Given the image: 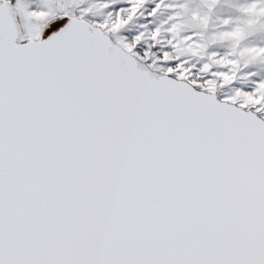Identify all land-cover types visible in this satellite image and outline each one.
<instances>
[{"label":"snow or ice","instance_id":"obj_1","mask_svg":"<svg viewBox=\"0 0 264 264\" xmlns=\"http://www.w3.org/2000/svg\"><path fill=\"white\" fill-rule=\"evenodd\" d=\"M117 2L43 39L51 10L0 0V264H264V80L218 95L264 46L238 47L241 26L182 35L187 5L166 0L148 15L179 11L113 40L145 4ZM241 11L251 28L264 0Z\"/></svg>","mask_w":264,"mask_h":264},{"label":"rangeland","instance_id":"obj_2","mask_svg":"<svg viewBox=\"0 0 264 264\" xmlns=\"http://www.w3.org/2000/svg\"><path fill=\"white\" fill-rule=\"evenodd\" d=\"M10 2L12 5H15L16 0H10ZM22 2L28 9L51 10L54 13V15L49 16L46 21L39 22L41 24V36L43 38L48 33L47 27L51 22L59 18L67 20L66 16L62 17L63 12H69L79 16L81 9L88 7L91 0H22ZM155 2L156 0H145V4L140 10V13L121 30V33L110 35V38L114 40L116 35L121 34L130 38L142 30H150L160 25L163 21L167 20L168 16L171 15L173 11H179L178 9L162 7L155 15L149 16L148 13L151 11ZM166 2H183L187 5V11H184L179 17L184 25L181 33L182 35L202 33L205 41H207L213 33L231 30L235 26H241L246 28V35L240 41L238 47L264 46V16L258 17L256 23L251 28H248L246 21L249 19V16L241 11V6L249 3L250 0H216L211 10L206 6L205 0H166ZM124 4L125 0H118L116 6H123ZM192 12H197L201 16L205 14L208 16V25L206 28H202L192 19ZM86 19L91 23H95L97 20L101 19V15L90 14ZM224 19H229L230 23L228 25L222 24ZM21 23H23V21H21ZM141 25H145L146 27L142 28ZM24 31L23 27H21V34H23ZM163 35L166 39L167 34ZM231 45L232 41L230 40L217 41L216 43L210 44L207 51H214L219 55H224L230 51ZM182 58L188 59L189 63L195 65L197 68L207 59L206 56H189ZM241 65L242 67L234 84L223 89H218V95H230L234 87L251 89L254 87V81L264 80V58H258L246 66H244L243 60H241ZM216 70L224 69L217 68ZM247 73H254V75L248 77L245 75Z\"/></svg>","mask_w":264,"mask_h":264},{"label":"water","instance_id":"obj_3","mask_svg":"<svg viewBox=\"0 0 264 264\" xmlns=\"http://www.w3.org/2000/svg\"><path fill=\"white\" fill-rule=\"evenodd\" d=\"M89 22V21H88ZM89 23H91V22H89ZM48 36V35H47ZM47 36L46 37H44L43 39H46L47 38Z\"/></svg>","mask_w":264,"mask_h":264},{"label":"trees","instance_id":"obj_4","mask_svg":"<svg viewBox=\"0 0 264 264\" xmlns=\"http://www.w3.org/2000/svg\"><path fill=\"white\" fill-rule=\"evenodd\" d=\"M47 35H48V33H47L44 37H46ZM44 37H43V38H44Z\"/></svg>","mask_w":264,"mask_h":264}]
</instances>
